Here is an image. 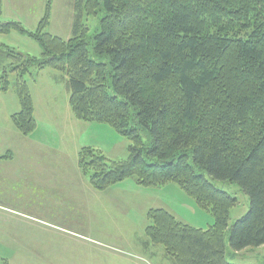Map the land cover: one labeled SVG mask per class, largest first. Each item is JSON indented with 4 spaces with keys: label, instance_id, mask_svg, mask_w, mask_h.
I'll list each match as a JSON object with an SVG mask.
<instances>
[{
    "label": "trees",
    "instance_id": "trees-1",
    "mask_svg": "<svg viewBox=\"0 0 264 264\" xmlns=\"http://www.w3.org/2000/svg\"><path fill=\"white\" fill-rule=\"evenodd\" d=\"M51 2L34 31L0 20V34L15 30L41 50L34 57L0 42V91L16 74V130L36 127L26 77L46 67L64 72L74 118L131 140L126 159L79 150L92 187L129 176L139 185L174 183L214 217L199 228L154 207L146 245H160L174 264H233L224 235L237 197L215 181L237 183L250 199L230 226L231 249L264 244V0H75L65 40L47 31ZM99 14L89 36L81 18Z\"/></svg>",
    "mask_w": 264,
    "mask_h": 264
},
{
    "label": "rangeland",
    "instance_id": "rangeland-1",
    "mask_svg": "<svg viewBox=\"0 0 264 264\" xmlns=\"http://www.w3.org/2000/svg\"><path fill=\"white\" fill-rule=\"evenodd\" d=\"M51 3L47 31L70 38L75 0ZM21 4L19 22L36 30L45 0ZM7 5L11 11L10 0ZM100 17L82 16L89 36L98 31ZM0 42L26 55L41 54L34 39L15 30L0 34ZM8 75L9 90L0 91V264H174L158 244L144 251V229L150 222L145 212L160 207L189 225L205 228L213 223L211 213L178 184L139 185L129 176L105 190L92 187L78 165L79 150L89 146L109 159H126L131 140L107 123L74 118L66 75L50 67L38 71L35 80L26 77L37 121L31 134L21 135L10 120L19 110L12 86L16 74ZM215 182L237 197L224 235L226 259L264 264V244L233 251L228 239L230 226L250 207L249 196L235 182Z\"/></svg>",
    "mask_w": 264,
    "mask_h": 264
},
{
    "label": "crops",
    "instance_id": "crops-1",
    "mask_svg": "<svg viewBox=\"0 0 264 264\" xmlns=\"http://www.w3.org/2000/svg\"><path fill=\"white\" fill-rule=\"evenodd\" d=\"M7 1L8 0H2V5H3V7H2V13H1V17H2V15H4V22H6V21H20V22H22L20 19V13L22 12V9H20V6L22 5L21 4V0H10L11 1V5H12V9H11V11H9L8 10V5H7ZM33 80H35V79H33ZM69 99V98H68ZM68 102H69V100H68ZM18 105V104H17ZM33 105H35L34 104V101H33ZM19 107V106H18ZM36 111H37V108L35 107V110H34V115H35V113H36ZM17 112V111H16ZM14 113V112H13ZM12 114V113H11ZM35 120H36V118H35ZM145 215H146V212H145ZM143 243V249H144V251L146 252V249L148 248H150V247H147V246H149V245H146L145 243H144V241L142 242ZM147 247V248H146ZM163 254H164V252H163ZM165 255V257H166V254H164ZM167 258V257H166Z\"/></svg>",
    "mask_w": 264,
    "mask_h": 264
}]
</instances>
